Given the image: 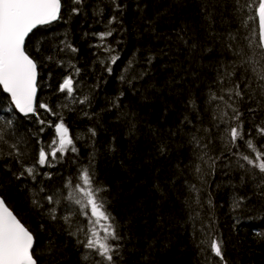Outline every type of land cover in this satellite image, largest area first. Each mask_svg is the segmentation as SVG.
<instances>
[{
  "label": "trees",
  "instance_id": "16d2710c",
  "mask_svg": "<svg viewBox=\"0 0 264 264\" xmlns=\"http://www.w3.org/2000/svg\"><path fill=\"white\" fill-rule=\"evenodd\" d=\"M119 2L124 5L122 12H114L112 0H84L80 14L76 15L70 13L71 0H62V19L39 28L28 38L26 48L38 63L36 113L29 118L20 117L0 88V126L12 122L5 128L7 143H0V150L5 154L15 152L10 145L16 143L24 154L21 159L32 166L39 149L49 151L50 142L58 139L54 125L62 117L78 151L57 152L55 159L49 156L45 165L36 166L35 181L31 177L17 180L6 171L5 164H10L12 171L20 170L13 157L0 160V195L33 231L40 249L45 246L47 233L54 229L59 234L58 240L65 245L63 264H106L94 252L84 260L88 250L61 230L60 217L70 210L73 230L77 226L85 231L92 227L88 218L80 214V206L65 198L69 194L82 198L75 186L87 189L80 180L83 168L93 173V188L102 189L97 198L104 201L121 237L119 241H110L119 244L115 264H218V258L197 247L201 229L207 230L210 223L224 240L228 264H264V196L260 195L264 174L240 160L239 153L251 154L242 141H237L239 149L227 150L225 124L213 119L218 111L215 105L222 102H209L212 91L225 94V100L228 99L221 91L227 82L218 83L223 69L233 59L226 47L228 34L244 43L245 35L258 34V19L249 21L248 15L254 12L246 8L238 10L236 0H222L212 22L215 38L205 43L209 50L193 56L178 44L175 36L182 27H191L198 38L205 40L209 28L201 15L200 0ZM251 2L255 4L256 0ZM239 3L245 4L246 0ZM112 14L120 23L109 26ZM108 27L115 29L114 34L102 42L95 34ZM64 41L78 51H70ZM102 43L111 45L115 51L106 52L99 46ZM161 50L167 54L161 55ZM110 55H119V59L110 65L109 74L105 69ZM149 55L156 57L150 65ZM49 56L51 60L47 59ZM72 66L80 69L78 75ZM69 75L75 81L70 98L59 91L63 79ZM240 76L237 71L232 79ZM84 96L89 97L88 103L74 102ZM117 97L119 108H114ZM191 102L195 103V109ZM41 104L48 105L52 112L41 108ZM249 106L255 107L249 102L239 105L244 113L241 119L245 139L249 138L251 128V138L259 146L264 144V137L256 134L255 125L264 120V111L249 113ZM121 111L136 114L134 135L118 119ZM185 116L192 125L181 123ZM89 128H95L94 138ZM150 128L164 130L169 147L163 154L160 140ZM176 128L181 130L180 134L169 139L167 130ZM196 129L198 135H206L210 140L204 151L218 158L214 168H209L210 161L201 162L197 157L203 153L188 142L189 134ZM205 129L209 130L206 134ZM240 163H245V168ZM196 164L200 165L201 173L194 171ZM191 185L199 189V205L195 203L197 193ZM41 187L47 193L61 194L55 223L41 214L43 210L37 211L31 205V193ZM240 197L246 198L244 205L235 208ZM85 211L91 217L90 205ZM106 223L99 218L94 225L101 236L104 235L101 226ZM80 238L84 239L83 233Z\"/></svg>",
  "mask_w": 264,
  "mask_h": 264
},
{
  "label": "snow or ice",
  "instance_id": "6c2138e0",
  "mask_svg": "<svg viewBox=\"0 0 264 264\" xmlns=\"http://www.w3.org/2000/svg\"><path fill=\"white\" fill-rule=\"evenodd\" d=\"M221 2L222 0H200L201 15L209 28L204 41L198 38L191 27H182L176 32V41L179 45L186 48L191 55L197 56L209 50L205 47V43L215 38L216 34L211 30L212 22L214 13L220 7ZM236 3L239 5L238 10L246 8L248 12H254V14L248 15V20L258 19L259 32L258 34L253 32L250 35H245L243 37L244 43H241L238 37L231 33L228 34L226 47L232 52L233 59L223 69V75L218 80V83L221 85H225L227 82V87L221 91L222 93H226L228 99L225 100V94L218 95L217 92L212 91L209 95V102H222V104L217 103L215 105L218 111L213 114V119L225 124L224 131L226 133L227 150L231 151L232 148L239 149L237 141H242L251 154L239 153L240 160L251 166V168L258 170L260 174H264V144L259 146L254 144L253 138H251V128L247 133L249 138L245 139L244 121L241 119L244 113L240 111L239 107L241 103L249 102L255 105V107L249 106L247 108L249 113L264 111V0H256L255 4L251 0H246L245 4H240L239 0H236ZM71 4L70 13L79 15L81 11L80 6L84 4V0H71ZM112 5L114 12L123 11L124 5L119 0H112ZM62 7V0H0V87H2L3 93L8 94L10 97L11 105L25 115L36 113L35 101L38 75L37 60L26 48V40L37 26L51 25L54 21L61 20ZM107 23L110 26L118 24L120 21L115 14H112ZM244 23L247 26V22L245 21ZM114 31L115 29L108 27L106 31L95 35L104 42L108 37L113 36ZM62 43L70 51H78L67 41ZM99 46L109 53L115 51L111 45L102 43ZM36 51L39 52V47H37ZM166 54V52L161 50V55ZM155 58L154 55H149L147 63L150 65ZM47 59L51 60L52 57L49 56ZM118 59L119 55L109 56V66L105 69L109 74L112 72L110 65L115 64ZM72 67L78 75L80 69ZM237 71L241 72V76L233 80L232 77L236 76ZM139 78H143V76L140 75ZM120 79L123 80L124 77L121 76ZM74 83L72 75L65 77L59 86V91L66 92L69 98L72 97ZM242 83L243 89L241 88ZM129 86H132L131 80H129ZM120 95L123 96V92ZM118 101L119 97L116 98V101L112 105L114 108H119ZM74 102L85 104L89 102V97L84 96L82 99ZM191 103L193 109H195V103ZM40 107L52 112V109L46 104H41ZM11 110L9 108V111ZM53 115H56V113H53ZM85 115L89 114L85 113ZM197 118H199L198 113ZM118 119H122L129 126L130 135L136 133L137 119L135 113L121 111ZM184 122L192 125V121L187 116L184 117V121L181 123ZM11 123L9 120L3 126H0V143H7L5 128L10 127ZM39 123L44 124V121L40 120ZM217 127H219V124H217ZM193 128H195L194 125ZM54 131L58 139L50 142L49 151H46L44 147L39 149L38 158L32 166H27L24 160L21 159L24 154L16 143L10 145V147L15 149V152L5 154L0 150V160L13 157L20 165V170L12 171L11 165L5 164L3 167L6 171L10 172L11 176L17 180L31 177L35 181L37 175L36 166L45 165L48 162L49 156L55 159L57 152L64 154L69 149L73 153L78 151L67 126L63 123L62 117L54 125ZM150 131L160 140V152L163 154L169 147L164 140V130L150 128ZM204 131L206 134L209 130L205 129ZM255 131L258 136L264 137V120L255 125ZM88 132L91 137L94 138L96 136L95 128H89ZM180 132L179 128L168 129L167 137L170 139L180 134ZM198 132V129L191 132L188 142L194 145L195 149H199L203 153L197 158L204 163L210 161L209 168H214L216 159L218 158L208 156L207 151H204L209 147L210 140L206 135H198ZM206 156L208 157L207 161H205ZM245 163H240L239 166L245 168ZM194 171L201 173L199 164L194 165ZM81 172L80 180L87 186V189L81 187L79 184L75 187L83 194L82 198L73 197L71 194L65 198L80 206V214L88 218V225L92 227H88V230L85 231L84 227L77 226L73 230V212L70 210L67 215L60 217L62 221L61 230L68 236L75 237L76 243L83 245L88 250L83 256L84 260H88L89 256L94 252L96 255L102 257L106 264H115L114 254H118L119 244L110 243V241H119L121 237L117 234L116 228L112 223V218L104 207V201L97 198L102 189L93 188V173L88 168H83ZM68 184L71 185V181ZM191 188L197 193L195 203L199 205V189L195 185H191ZM260 195L264 196V186H261ZM245 199V197H240L235 202L234 207H242ZM60 202L61 194L59 192L47 193L43 187L38 192L34 191L31 193V205L37 211L43 210L41 214L47 216L54 223L58 220L57 206ZM208 203L211 204L210 199ZM45 204L50 207L45 208ZM89 205L91 217H97V221H93L89 213L85 211ZM189 206L191 207V205ZM99 218L107 222L101 226L104 233L103 236L100 235V232L96 231L94 226L98 223ZM40 227L42 230L44 229L43 224ZM81 233H83L84 239L80 238ZM58 235L54 229L47 233V239L44 242L45 246L40 249L33 231L21 222V219L14 213L4 196L0 195V264H63L65 245L62 240H58ZM197 247L200 248L201 252H208L211 256L218 258V264H228L224 254V240L218 232L212 229L211 223L208 225L207 230L201 229V239ZM37 249H40L39 254L37 253Z\"/></svg>",
  "mask_w": 264,
  "mask_h": 264
},
{
  "label": "water",
  "instance_id": "95a60500",
  "mask_svg": "<svg viewBox=\"0 0 264 264\" xmlns=\"http://www.w3.org/2000/svg\"><path fill=\"white\" fill-rule=\"evenodd\" d=\"M58 21H54L51 25H53V24H55V23H57ZM47 26H50V25H41V26H37V28L36 29H34L33 30V32L32 33H30L29 34V37L36 31V30H38L39 28H43V27H47ZM28 37V38H29ZM28 38H27V40H28ZM27 40H26V42H27ZM37 72H38V70H37ZM37 83H38V75H37ZM1 89H2V87H1ZM5 94V93H4ZM9 99H10V97L8 96V94H5ZM37 95H38V88H37V93H36V101L35 102H37ZM13 108H14V106H13ZM14 110L16 111V113L20 116V117H22V118H29V117H32L33 115H34V113H29L28 115H25V114H23V113H20L18 110H16L15 108H14Z\"/></svg>",
  "mask_w": 264,
  "mask_h": 264
}]
</instances>
